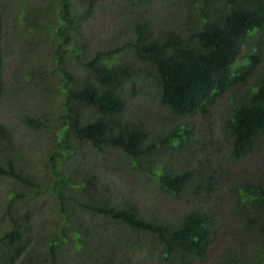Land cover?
I'll use <instances>...</instances> for the list:
<instances>
[{
  "label": "rangeland",
  "instance_id": "374dc122",
  "mask_svg": "<svg viewBox=\"0 0 264 264\" xmlns=\"http://www.w3.org/2000/svg\"><path fill=\"white\" fill-rule=\"evenodd\" d=\"M69 1L75 14L70 43L90 52L88 57L96 51H115L116 55L107 58L109 64L124 61L137 69L142 65L134 59L131 45L136 26L143 30L147 25L153 35L167 29L180 31L187 27L188 14L194 13L196 6L204 5L203 0ZM52 4L50 18L59 5L56 0H0L3 48L0 126L4 130L0 147L8 133L17 150L15 170L26 172L36 183L27 188L33 196L12 197L16 213L28 216L31 234L28 250L31 252L26 253L30 254L31 262L50 257L52 248L56 252L53 262L58 264H102L105 260L116 264H181L162 258L152 234L131 230L90 209L96 202L74 185L87 178L97 185L98 198L116 207L132 208L144 221L176 227L181 215L190 209L209 214L212 234L207 247L200 256H188L182 264H223L227 260L255 264L259 259L255 232L244 227L233 201L235 186L245 182L254 184L259 177L264 179V133L250 150L232 159L224 120L231 104L245 94L257 78L264 76V47H257L256 37L247 35L242 53L232 65L235 69L232 76L246 71L245 80H234L213 96L203 111L189 116H178L161 107L153 76L143 74L141 69L134 77L136 81L122 86L123 104L117 118L123 122L141 121L148 137L173 124L188 123L191 131L182 151L166 145L131 165L129 158L116 147L96 150L70 135L66 143L70 154H57V157L53 154L51 160L50 152L57 147L56 133L64 112L61 108L63 94L56 86L59 76L51 71V54L55 47L52 39L44 35L47 27L39 33H26L24 25L35 10ZM254 51L259 59L249 69V57ZM70 68L74 76L82 75L78 65L72 64ZM77 111L84 119L95 115L91 108L84 106H78ZM25 117L41 118L43 125L33 129L24 122ZM66 146H58V152L65 151ZM49 166H53L52 172L57 171L59 181L50 175ZM165 168L201 173L205 176L203 185L198 190L188 184L177 195L161 191L155 174ZM54 181L60 186L62 197L49 192ZM24 188L11 177L0 175V236L10 225L5 215L7 194L22 192ZM59 199L63 201L61 208L68 222L63 233L68 238L75 233L77 236L50 247L47 238L56 233L62 218ZM24 253L6 258L1 264H23Z\"/></svg>",
  "mask_w": 264,
  "mask_h": 264
},
{
  "label": "trees",
  "instance_id": "16d2710c",
  "mask_svg": "<svg viewBox=\"0 0 264 264\" xmlns=\"http://www.w3.org/2000/svg\"><path fill=\"white\" fill-rule=\"evenodd\" d=\"M56 1L59 5L55 9L54 17L50 18L54 5H45L43 9L35 10L28 21L25 18L24 31L38 32L47 27L48 31L44 32V35L52 39L55 47L51 54V71L59 76L56 86L63 94L61 108L64 111L61 116L62 124L56 133L57 147L66 146L67 138L71 135L87 142L96 150L105 146L116 147L129 158L131 165L166 145L182 151L181 148L187 143L191 131L188 123L179 122L148 137V131L141 121L123 122L117 118L123 104L120 89L124 84L136 81L134 77L140 73V69L143 74L153 76L161 107L178 116H189L203 111L213 96L221 93L226 86L232 85L234 80H245L246 71L232 76L235 71L232 65L241 55L247 35L256 37L257 47H264V0H203L204 5L196 6L194 13L187 9L191 11L188 14L187 27L180 31L167 29L153 35L147 25H144L143 30L136 26L137 33L131 45L134 59L142 65L140 69L124 61L109 64L107 58L112 56L111 54L116 55L115 51H96L93 56L88 57L90 52L80 50L70 43L75 27V14L71 10L69 0ZM1 30L0 12V94L3 89ZM249 58L250 69L259 59L257 51L252 52ZM72 64L80 67L81 76H74L70 70ZM130 92L133 93V90ZM78 106L91 108L95 115L89 119L81 118L78 115ZM24 122L33 129L43 125L41 118L25 117ZM224 123L227 137L231 141L230 158L234 159L244 151L250 150L255 141H258L264 133V76L257 78L249 90L231 104ZM3 132L0 126V138L3 137ZM57 147L50 152L51 160L53 154L56 157L57 154L68 156L71 152L67 146L65 151L58 152ZM16 155L17 150L9 134L5 133L4 142L0 147V175L11 177L25 188L22 192L7 194L9 200L6 203L5 215L9 217L10 225L0 236V264L5 263L6 258L22 255L24 252L21 260L23 264H58L53 262L56 252L52 248L50 257L35 263L31 262L30 254L26 253L31 252L28 250L31 238L30 223L27 214L16 213L12 197L33 196L27 188L36 186V183L30 180L26 172L15 170ZM48 168L55 181H59L57 171L52 172L53 166ZM194 172L191 169L174 171L165 168L155 176L161 191L177 195L188 184L198 190L202 187L205 176ZM55 181L50 184L49 192L60 195V186ZM74 185L96 202L90 207L94 212L124 224L131 230L152 234L164 260L182 264L188 256H200L208 245L212 229L211 217L206 212L190 209L181 215L176 227H170L162 223L144 221L130 207H116L110 205L107 200H101L97 195V185L90 179L84 178ZM234 192L236 196L233 207L238 208L235 211L237 217L241 219L244 227L255 232L259 256L255 264H264V179L259 177L254 184L245 182L235 186ZM62 202L61 199L58 200L62 218L56 228L57 234H51V237L47 238L50 247L59 246L61 241L75 239L77 236L75 233L68 238L63 233L68 222L65 211L61 208ZM102 264L116 263L105 260ZM223 264L243 263L227 260Z\"/></svg>",
  "mask_w": 264,
  "mask_h": 264
}]
</instances>
